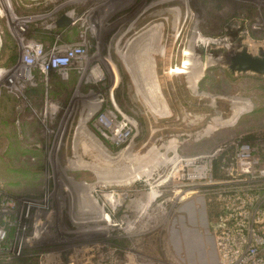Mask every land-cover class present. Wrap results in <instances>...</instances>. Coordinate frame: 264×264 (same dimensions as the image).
<instances>
[{"label":"rangeland","instance_id":"rangeland-1","mask_svg":"<svg viewBox=\"0 0 264 264\" xmlns=\"http://www.w3.org/2000/svg\"><path fill=\"white\" fill-rule=\"evenodd\" d=\"M5 32L18 59L0 64V264H219L208 190L186 173L213 160L222 180L242 143H264V75L224 62L264 52V0H0V51ZM67 47L83 55L48 68ZM19 234L32 239L9 258Z\"/></svg>","mask_w":264,"mask_h":264},{"label":"built area","instance_id":"built-area-1","mask_svg":"<svg viewBox=\"0 0 264 264\" xmlns=\"http://www.w3.org/2000/svg\"><path fill=\"white\" fill-rule=\"evenodd\" d=\"M36 43L30 48L34 58L42 56L45 51L42 43ZM78 55L82 56L83 52L67 47L63 52H52L44 56H48V68L63 73ZM26 60H29L28 57ZM108 114L100 116L99 121L108 124L111 119ZM129 133L125 124L118 127L113 136L116 139L126 138ZM212 162L209 160L204 165L188 163L192 167H188L186 178L199 180L208 190L209 200L215 201L220 210L213 229L219 264H264V143L256 148H252L249 143H242L232 160L226 162L227 166L223 168L226 177L222 180L214 178ZM176 186L183 193L180 195L182 199L189 192H194L185 191L187 186ZM21 229L20 226L18 232ZM5 239L6 231L1 229L0 242ZM31 239V236L25 237V234L17 235L11 247L5 248L9 258L19 256L24 248L23 242Z\"/></svg>","mask_w":264,"mask_h":264},{"label":"water","instance_id":"water-1","mask_svg":"<svg viewBox=\"0 0 264 264\" xmlns=\"http://www.w3.org/2000/svg\"><path fill=\"white\" fill-rule=\"evenodd\" d=\"M72 22L73 18L66 14L58 22V26H70ZM224 62L228 64L229 68L233 72H252L264 75V52L261 56H255L247 50L226 53Z\"/></svg>","mask_w":264,"mask_h":264},{"label":"trees","instance_id":"trees-1","mask_svg":"<svg viewBox=\"0 0 264 264\" xmlns=\"http://www.w3.org/2000/svg\"><path fill=\"white\" fill-rule=\"evenodd\" d=\"M4 35H5L4 36V43H3V46H2L1 51H0V64L3 65L4 67H11L12 65H14L17 62L18 46H17V43L14 41V39H12L7 32H5ZM5 57H7V58L4 60ZM3 60H4V62H3ZM43 91H41V94L39 93L42 97H44V93H45ZM33 93L34 92L31 89V90H29L28 95H31L33 97ZM11 125L13 128L15 127L13 124H11ZM14 130H15V128H14ZM10 133L11 132H8V135H6V136L10 137V139H16V135L12 134L10 136ZM13 133H14V131H13ZM216 164H218V162ZM77 166H79V167L83 166L85 168L86 167H92V165L87 164L85 162L79 163ZM218 168H219V164H218ZM219 171H220V169H218V171H217L218 174H220ZM209 205H210V209H209L210 215L212 217V228L214 229V224H215L216 219L218 218L220 210L216 206L215 201H210ZM5 262H6V264H8L7 259H4V263ZM9 264H11V263H9Z\"/></svg>","mask_w":264,"mask_h":264},{"label":"bare ground","instance_id":"bare-ground-1","mask_svg":"<svg viewBox=\"0 0 264 264\" xmlns=\"http://www.w3.org/2000/svg\"><path fill=\"white\" fill-rule=\"evenodd\" d=\"M95 20V19H94ZM133 22V21H132ZM96 24H97V22H95ZM98 28V27H97ZM145 38V37H144ZM137 39V38H136ZM136 48V47H135ZM138 55V54H137ZM146 58V57H145ZM145 58H144V60H143V62H145V63H148V61L147 60H145ZM138 63V62H137ZM28 66V65H27ZM100 73V72H99ZM97 74V73H96ZM136 81V80H135ZM152 95H154L155 93H156V91H155V86L154 85H152V84H149L148 83V87L146 88ZM149 102V106L155 111V112H160L159 110H160V104H154V103H152V102H150V101H148ZM157 103V102H156ZM242 107V106H241ZM165 109V108H164ZM247 110V109H246ZM240 111H241V109H239V107L236 109V112H235V114L233 115V117H232V120L234 121V119H236V117H237V115H238V113H240ZM102 123H104V121H101ZM106 123V122H105ZM230 123V122H229ZM134 170H136V169H134ZM133 170V171H134ZM149 169H145L144 171H139V172H136V173H134V175L136 176V177H138V178H142L143 177V175H144V173L146 172V173H149L150 172V170L148 171ZM148 171V172H147Z\"/></svg>","mask_w":264,"mask_h":264},{"label":"flooded vegetation","instance_id":"flooded-vegetation-1","mask_svg":"<svg viewBox=\"0 0 264 264\" xmlns=\"http://www.w3.org/2000/svg\"><path fill=\"white\" fill-rule=\"evenodd\" d=\"M188 212H193L192 208H189V211H188ZM190 217H191V219H193V216H190ZM194 219H195V218H194ZM188 231H189V232H188L189 237H191V238H190V242H191L192 240L195 241L194 238H196L197 235H199L198 232H197L196 230L192 229V228H190ZM192 242H193V241H192Z\"/></svg>","mask_w":264,"mask_h":264},{"label":"crops","instance_id":"crops-1","mask_svg":"<svg viewBox=\"0 0 264 264\" xmlns=\"http://www.w3.org/2000/svg\"><path fill=\"white\" fill-rule=\"evenodd\" d=\"M146 88H147V87H146ZM80 167H83V166H80ZM148 171H149V170H148ZM148 171H147V172H148ZM149 173H150V172H149Z\"/></svg>","mask_w":264,"mask_h":264}]
</instances>
